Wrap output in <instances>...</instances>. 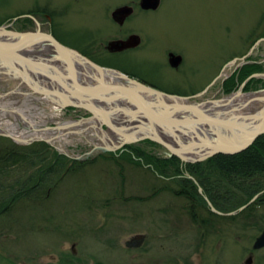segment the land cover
<instances>
[{"label":"rangeland","instance_id":"obj_1","mask_svg":"<svg viewBox=\"0 0 264 264\" xmlns=\"http://www.w3.org/2000/svg\"><path fill=\"white\" fill-rule=\"evenodd\" d=\"M125 5H134V12L123 25H118L111 14ZM36 23L42 31L51 32L59 42L61 39L67 44L60 43L78 51L95 64H98L95 61L115 64L164 88L154 87L170 94L180 95L171 90L176 87L187 90L185 82L193 81L195 86L203 89L214 80L215 84L209 85L207 93L198 100L219 99L236 92L249 80L246 77L243 81H236L240 62L222 70L233 59L243 58L254 46L253 43L264 37V0H160L155 11L146 12L139 8V0H0V27L9 25L17 32L34 31ZM133 34L141 39L137 49L121 53L105 50L108 42L125 40ZM168 52L183 57L179 72L168 69ZM250 52L245 61L255 63L249 66L253 68L252 73L264 74V43H257ZM232 78L234 90L228 93L222 87L225 83L232 84ZM255 82L253 85L251 83V90L245 89V94L264 89ZM1 89L6 90V85L0 83V91L3 92ZM11 99L18 100L14 101L19 104L18 107L5 105L13 102ZM21 99L18 96H0V104H4L8 111L0 116V124L4 123L5 130L6 122L13 123L15 120L16 108L23 109V104L32 107L34 104L33 98ZM38 112L41 111L35 110V118L28 121L32 124L30 122L33 120L35 127L24 126L20 120L17 124L22 132L40 133L43 141L46 136L52 139L45 144L51 156L57 154L58 163L62 166L59 171L62 172L56 183L57 190L50 196L49 202L31 207L29 213L18 217L20 225H17L18 219L15 224H5L0 219V264H41L59 246L65 252H70L73 243L76 256L84 264H142L140 250H129L125 245L136 235L146 236L142 248L152 253V257L157 246L154 244L157 235L166 234L170 229L168 224L158 223V220L166 219L164 210L180 200L165 192L145 202L140 198H148L160 188H176L172 186V180L159 179L158 175L161 174L154 170L152 174L130 170L126 146L114 152H95L83 160L67 158L63 152L77 158L91 152L94 147L91 142L96 143L97 138L92 136V131L84 136L73 135L70 132L76 131V126L61 130L56 128L65 121H79L90 115L77 108H66L58 114L59 118L42 111L45 116L42 119ZM41 127L51 130L44 132ZM58 133L62 136L57 138ZM2 138L6 140L0 141L2 145H8V141L14 142L12 138ZM36 143L44 142L34 141L28 146ZM127 146L141 150L146 156L164 159L158 152L160 148L150 145L148 141ZM139 159L146 169L148 166L144 164V159ZM52 160L50 158L37 164L34 170L47 166ZM73 160L77 162L76 165L72 163ZM169 170H166L168 172L166 176L163 175L164 178H177ZM56 206L59 209H55ZM174 213L169 212L167 219L174 218ZM55 216L60 221L58 234L54 230V226H57L55 222H48ZM235 221L240 227L246 225L245 230L240 228L239 231L233 223L226 224L224 220V225H229L224 227V240H221V236V241L209 242L207 248L203 249L211 253L212 262L217 259L214 258L217 254L219 264H234L243 247L251 248L253 241L264 231V207L242 210L235 216ZM195 228L189 224L186 227L189 232L192 231V235L198 231ZM56 243L58 246H54ZM161 243L164 247L168 246V242ZM193 251H196L194 247L188 248L184 257ZM216 261L213 264H217ZM253 261V264H264V251L256 254Z\"/></svg>","mask_w":264,"mask_h":264},{"label":"water","instance_id":"obj_2","mask_svg":"<svg viewBox=\"0 0 264 264\" xmlns=\"http://www.w3.org/2000/svg\"><path fill=\"white\" fill-rule=\"evenodd\" d=\"M159 5L160 0H139V8L143 11H155ZM133 12L131 6H121L112 12L111 18L123 25ZM140 43V37L133 34L125 40L108 42L105 50L121 53L137 48ZM39 44L49 48L58 61L55 63L54 59L25 53ZM78 60L96 76L88 74V78L84 73H77L75 62ZM181 60L180 56L169 55L173 67ZM237 62L240 61H231L222 71ZM106 72L116 73L121 81L106 79ZM253 76L264 78V74ZM0 83L10 88L1 89L9 96L31 97L41 102L42 110L50 113L62 112L66 108L87 112L90 117L76 121L78 128L73 134L84 136L92 131L97 142L92 143L91 152L77 160L86 159L95 152H114L123 146L148 141L160 148L158 152L164 159L175 157L183 164H195L216 155L240 154L264 135V95L253 98L244 106L229 107L228 100L245 94L241 88L219 99L198 100L200 95L170 94L120 71L95 64L60 43L51 32L42 31L37 23L34 31L17 32L9 25L0 27ZM262 93L264 89L245 96ZM254 103L258 104L257 107L246 112L245 109ZM98 133L103 145H99ZM0 136L23 144L34 140H18L3 129H0ZM263 247L264 232L256 239L254 249Z\"/></svg>","mask_w":264,"mask_h":264},{"label":"flooded vegetation","instance_id":"obj_3","mask_svg":"<svg viewBox=\"0 0 264 264\" xmlns=\"http://www.w3.org/2000/svg\"><path fill=\"white\" fill-rule=\"evenodd\" d=\"M129 6H131L134 9V5H129ZM256 41L255 43H253L254 46H252L249 49L248 53L245 56H243V58L238 59V61H240L239 64L241 66L238 69L240 70V72L237 75V78H235L236 81H238L239 75L246 67L255 65L254 62L252 63L249 61H245V58H247L251 54L250 51H253L255 49L257 43L259 44L264 43V37H260ZM135 49L137 48L126 50L124 52L132 51ZM170 54L172 53L170 52L167 53V67L170 71L174 73L179 72V69L183 63V57L180 55L182 59L181 62L176 67H173L169 63ZM253 75L255 74L252 73L247 77L249 78V80L241 88L243 90L242 91L243 93L245 92L246 88L248 90H251L250 85L251 83L253 85L254 80L256 81L255 83H257V80H260L257 84H259V86H261L262 88L264 87V78L256 77ZM139 79L142 82L150 86H153L159 89H164L156 84H153L151 81L146 80L143 77H139ZM185 79H188V78L185 77ZM213 81L214 80H212V82ZM185 84L187 85V90H180V87H176L171 90H174V93L176 94H180L186 97H195V96L197 97V95H200L198 97H202L204 94L207 93L209 89L207 87L210 85L209 84L207 87L201 89L195 86L196 83L193 81L185 82ZM248 84L249 86H247ZM203 91L205 92L203 93ZM52 115H55L56 117L59 118L58 114H52ZM34 116L35 115L32 112L30 114V119H34L35 118ZM42 119H45V117H42ZM61 125H59V129H65L68 126L73 125V121L72 120L67 121V122L65 121ZM41 128L43 129L44 127H41ZM43 131L45 132L47 130L43 129ZM13 144L17 146H21V147L28 146V144H23L22 142H16V143L13 142ZM66 156L67 158L75 159L74 157L70 155H66ZM57 161H58V157L56 156L50 165L48 164L47 166H42L41 169H38V170H34L37 165V164H34L31 167H28L30 168L29 170H11V171H5L3 173H0V175H3L9 178V180L4 181L6 186L5 187L3 186L0 188V195L5 194V197L0 199V219L3 220L2 221L3 223L15 224L18 219L17 225H20L21 222L18 217L24 216L26 213H29L28 210L31 207L42 206V205H45L46 202H49L50 196L54 194L55 190H57L58 186L56 187V183L58 184L60 174L62 172L59 170L50 171V168L56 165ZM73 162H76V161L73 160ZM42 163L44 162L42 161ZM181 165H182L181 168H183V170L180 172V175L175 174L177 176V179L181 181H185V180H190L192 182L195 181L194 182V184L196 185L195 189L192 186L179 187V188L176 187L173 189L170 187H165V188L157 189V191H154L151 194V196H149L148 198H140V201L145 202L151 199L153 200L157 196L161 195L162 192H165V193L171 194V196H173L174 199L176 198L181 201V202L179 201L178 203L176 202L173 206H169L168 208L164 210L163 216H166V219L158 220V223L162 222L164 224H168L170 229L168 230V233L166 234H163L161 232L162 233L161 236L157 235L158 237L154 241V244L156 243L157 246H156V250H153L154 252H153L152 257H150L152 253H150L149 251H145V249L143 250L142 248L144 246V242L146 241L145 235H136L126 242L125 245L129 248V250H136V251L140 250L139 256L141 257L142 264H213L216 260H217L216 261L217 264H219L220 261H219L217 254L214 257L217 259L212 262V260H210V258L213 259V257L210 256L211 253H208L206 250L203 251V249L207 248L209 242L210 244H212L211 242H218V241L224 240L223 238L224 237L223 236L224 227L229 226V225H224V220L226 221V224L227 222L228 224L233 223L232 225L234 226V228L236 229L238 228L239 231H240V228L245 230L246 225H242L240 227L239 224L235 223L236 222L235 216L238 215L240 211H242L240 210V208L244 207L243 210H245L248 207H250L252 204L260 205L263 203L262 201L264 199H262V197L264 196V189L257 192L250 200L245 202V204L237 208L230 206V204H225L222 202L213 203L206 196L204 190L198 186V183L196 182V180L193 177H191V175L188 172L184 171L185 165L187 164L181 163ZM156 175L158 174L156 173ZM34 176H35V181L33 180ZM158 178L161 180H166V181L172 180V182L174 181V179H176L173 176L164 178L163 175H158ZM199 189L201 190V192L199 191ZM193 192H196L199 195L197 198H201V199L196 201L195 200L196 198L192 195ZM50 204H52V202ZM259 205H257L256 207H258ZM55 209H59V206H56ZM224 209H227V210H224ZM24 210L25 212H22ZM237 210H240V211L237 212ZM173 211L175 212L174 218L167 219L168 213L173 212ZM186 218H189V219L186 220ZM29 221L31 223L30 218H29ZM49 221L55 222L57 226H54L56 227V229L54 230L58 234L60 230L59 228L60 221H59L58 216H55V218L48 219V222ZM188 224L194 225L196 227L195 230L198 229V231H195L196 233L194 235L190 234L192 231L189 232V230L186 229ZM261 233L258 235V237L261 235ZM221 236L223 239H221ZM256 239L253 241L251 248H248V247L242 248L241 255L239 259L234 262V264H253L254 263L253 259L256 256V254L264 251V247L261 249H254V244L256 242ZM161 242H168V246L164 247ZM57 243L59 245V242ZM57 243L54 246H56ZM193 247L196 249V251H193L188 256L184 257L185 255H187L188 248H193ZM199 249H202V250L198 252ZM45 260L46 261L41 262V264H84V262H82V260L76 256L75 243L71 245L70 252H65L62 249V246H59L57 251L51 252L50 255L46 256Z\"/></svg>","mask_w":264,"mask_h":264},{"label":"trees","instance_id":"obj_4","mask_svg":"<svg viewBox=\"0 0 264 264\" xmlns=\"http://www.w3.org/2000/svg\"><path fill=\"white\" fill-rule=\"evenodd\" d=\"M59 40L62 42L61 39ZM62 43L67 44L65 42ZM95 62L103 67L113 68L128 76L139 79V76L134 72L120 68L115 64L103 61ZM252 72V67H246L239 75V81H243ZM233 79L231 81L232 84L225 83L223 85V88L228 93L234 90ZM0 141L6 140L0 137ZM148 143L157 146L152 142ZM125 149L128 154L127 165L130 170L150 172L151 174V171L154 170L164 176L167 175L168 171L166 170L169 169V171H173L176 175H180V172L183 170L181 168V162L175 157L170 159H157L154 156H146L141 150L133 146H126ZM56 155L51 156L48 146L45 143H36L21 147L8 141V145L0 144V173L11 170H23L24 168L30 169L28 167L34 164H40L42 161L45 162L47 159L50 160V158L54 159ZM131 156L132 159L130 158ZM139 158L144 159V164L148 166L146 169L139 161ZM72 163L74 165L77 164V162ZM61 168V163L57 161L56 165L50 168V171ZM184 171L188 172L196 180L198 186L204 190L211 202H222L230 204V206L235 208L242 206L246 200H250L257 192L264 189V135L259 137L252 146L240 154L230 156L216 155L204 162L187 164L185 165ZM5 180H9V178L0 175V188L6 186L4 183ZM33 180L35 181V176ZM172 186L178 188L192 186L194 189L196 188L194 182L190 180L181 181L177 178L174 179ZM192 195L196 198H194L196 201L201 199L197 198L199 195L196 192H193ZM3 197H5V194L0 195V199ZM262 199H264V196ZM262 202L260 205L255 204L248 207L246 211L250 210V208H255L257 205H259L258 207H264V200Z\"/></svg>","mask_w":264,"mask_h":264},{"label":"bare ground","instance_id":"obj_5","mask_svg":"<svg viewBox=\"0 0 264 264\" xmlns=\"http://www.w3.org/2000/svg\"><path fill=\"white\" fill-rule=\"evenodd\" d=\"M25 53H27L28 55L29 54H31L32 56H35V57H41L42 59H44V58H50V59H54V61H55V63H56V61H58V60H55V58H56V55L54 54V53H51V50L49 49V48H47V47H43V45L42 44H39L37 47H35V48H33V49H31V50H27V51H25ZM54 63V64H55ZM75 67H76V71H77V73H79L80 75H82L83 73L85 74L84 75V77H88V74H94V76H96L95 75V73H91V69L89 68V67H86V66H84V65H82V63L78 60V61H76L75 62ZM36 77H38V76H36ZM105 77H106V79H108V80H111V81H114V82H120L121 80L119 79V77H118V75L116 74V73H112V72H106V74H105ZM89 78V77H88ZM86 80H88L87 78H86ZM13 89V88H12ZM4 95H7V97L9 98V93H5V94H0V96H4ZM262 95H264V93H262V94H260V95H257V94H252L251 96H249V97H247V95L245 96V94L244 95H238L237 97H232L230 100H228L229 101V103H228V106L229 107H231V106H233V105H246L247 103H249V102H251L252 101V99L253 98H255V97H257V96H262ZM25 99H30L31 97H24ZM12 100V99H11ZM22 100V99H21ZM20 100V101H21ZM34 100V104H33V106L32 107H27V105L28 104H23L24 106H23V109H21V108H14L15 110H16V115L14 116L15 117V120L14 121H12L13 123H9V121L8 122H6V129H8V132H10V135L11 136H13L14 138H16V139H20V140H22V139H26V138H24V137H27V138H31V136L33 137V138H42L43 136H42V134H40V133H30V131H27V133H25V132H22V131H20V129H21V127H20V125L19 124H17V121L18 120H20L21 122H22V124L24 125V126H31V127H35L36 126V124H35V122L32 120L30 123H32V124H29V122L28 121H30L29 120V118H30V114L33 112L34 113V111L35 110H40L41 112H38V114L41 116V118L42 117H45L44 115H43V113H42V111H45V110H42V108L40 107V105L38 104V102L39 101H37V100H35V99H33ZM10 101V100H9ZM13 102H9V103H7V104H5L6 106L8 105V106H11V107H18L17 105H19L18 103H16V102H14V101H18V100H12ZM36 101V102H35ZM257 103V102H256ZM256 103H254V104H251V105H249L248 106V108H246L245 109V111L246 112H252V110H254L256 107H257V105L258 104H256ZM6 106H4V104L2 105V104H0V109L2 110H0V116H4L3 114H5L6 113ZM252 107H254L253 109H252ZM9 108V107H8ZM7 108V109H8ZM15 110H14V112H15ZM8 112V111H7ZM47 112V111H46ZM45 112V113H46ZM48 114H59L60 112H47ZM34 115H35V113H34ZM52 116H55V115H52ZM1 118V117H0ZM1 120V119H0ZM7 120H8V117H7ZM3 124L4 123H1L0 124V126H3ZM57 129H59V127L57 128ZM55 130V129H54ZM61 130V129H60ZM73 132V131H72ZM17 134V135H16ZM28 134V135H27ZM54 134V133H53ZM52 134V135H53ZM74 135V134H73ZM30 136V137H29ZM50 136V135H49ZM60 136H62V134H60V133H58V136L57 137H60ZM97 137H98V140H99V145H103V142L101 141L102 140V136L98 133V135H97ZM51 138V137H50ZM100 138V139H99ZM46 139H47V136H46ZM92 140H94L93 138H92ZM91 143H95L94 141L93 142H91ZM115 146V145H114Z\"/></svg>","mask_w":264,"mask_h":264},{"label":"built area","instance_id":"obj_6","mask_svg":"<svg viewBox=\"0 0 264 264\" xmlns=\"http://www.w3.org/2000/svg\"><path fill=\"white\" fill-rule=\"evenodd\" d=\"M3 127V126H0V128ZM6 127V126H5Z\"/></svg>","mask_w":264,"mask_h":264}]
</instances>
